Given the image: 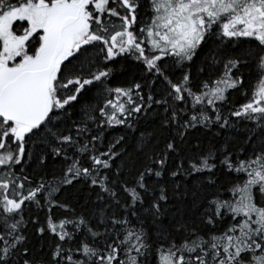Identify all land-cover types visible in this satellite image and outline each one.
<instances>
[{
	"label": "snow or ice",
	"instance_id": "6c2138e0",
	"mask_svg": "<svg viewBox=\"0 0 264 264\" xmlns=\"http://www.w3.org/2000/svg\"><path fill=\"white\" fill-rule=\"evenodd\" d=\"M0 264H264V0H0Z\"/></svg>",
	"mask_w": 264,
	"mask_h": 264
}]
</instances>
